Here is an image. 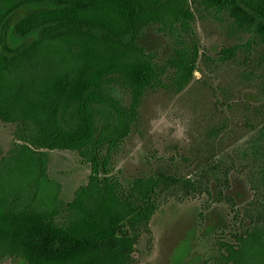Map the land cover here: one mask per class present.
I'll use <instances>...</instances> for the list:
<instances>
[{
	"label": "trees",
	"instance_id": "obj_1",
	"mask_svg": "<svg viewBox=\"0 0 264 264\" xmlns=\"http://www.w3.org/2000/svg\"><path fill=\"white\" fill-rule=\"evenodd\" d=\"M264 38V0H200ZM190 0H0V122L14 127L0 158V260L24 264H132L141 228L159 212L162 175L126 180L112 154L129 135L136 99L153 86L181 91L201 56L179 40L161 59L141 43L147 29L193 36ZM14 52L2 48L3 26ZM237 48L219 50V62ZM204 59H211L205 55ZM123 95L128 98L124 102ZM69 151L90 175L73 199L42 200L48 153ZM215 256V255H214ZM216 264H264V230L220 238Z\"/></svg>",
	"mask_w": 264,
	"mask_h": 264
},
{
	"label": "rangeland",
	"instance_id": "obj_2",
	"mask_svg": "<svg viewBox=\"0 0 264 264\" xmlns=\"http://www.w3.org/2000/svg\"><path fill=\"white\" fill-rule=\"evenodd\" d=\"M193 36L170 35L147 29L142 45L167 58L180 41L198 42L195 73L181 91L145 88L136 99V115L129 135L112 154V174L133 180L162 175L190 180L192 188L167 181L157 198L159 212L142 230L132 264H216L220 238L230 239L257 226L264 230V38L237 25L230 16L205 9L190 0ZM3 26L2 48L14 52ZM237 48L233 58L219 62L223 48ZM207 55L211 61L207 62ZM125 103L128 98L123 95ZM175 103L192 116L189 142L180 145L151 133L149 120L156 105ZM157 132H168L157 121ZM14 127L0 122V158L6 155ZM142 141L141 153H134ZM90 170L77 153H48L47 183L42 200L70 202L85 184ZM214 256V257H215ZM0 264H24L19 258Z\"/></svg>",
	"mask_w": 264,
	"mask_h": 264
},
{
	"label": "clouds",
	"instance_id": "obj_3",
	"mask_svg": "<svg viewBox=\"0 0 264 264\" xmlns=\"http://www.w3.org/2000/svg\"><path fill=\"white\" fill-rule=\"evenodd\" d=\"M154 115L149 120V126L152 135L163 136L165 140H171L180 145L189 142V132L191 130L192 116L185 109H182L175 103L168 105L167 108H162L156 105L153 109ZM157 121H166L168 132H157L153 125ZM143 143L138 141L134 149V153L142 154Z\"/></svg>",
	"mask_w": 264,
	"mask_h": 264
}]
</instances>
